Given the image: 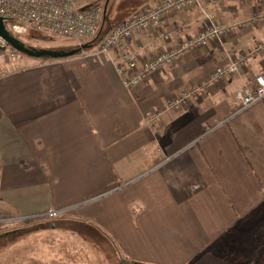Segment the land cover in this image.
I'll return each mask as SVG.
<instances>
[{"label":"crops","instance_id":"obj_1","mask_svg":"<svg viewBox=\"0 0 264 264\" xmlns=\"http://www.w3.org/2000/svg\"><path fill=\"white\" fill-rule=\"evenodd\" d=\"M158 1L123 0L119 9L129 15ZM202 8L228 26L264 2L206 0ZM209 23L203 9L192 8L128 44L151 57ZM259 44L264 24L247 26L185 52L139 87L118 73L119 53L90 49L55 61L0 51V219L74 207L55 219L71 229L45 220L48 232L75 235L93 249L77 228L96 233L111 247L96 249L107 262L264 264V100L238 112L237 99L264 76V48L248 55ZM234 58L242 60L237 73L188 108L149 121ZM54 249L66 255L62 245Z\"/></svg>","mask_w":264,"mask_h":264},{"label":"built area","instance_id":"obj_2","mask_svg":"<svg viewBox=\"0 0 264 264\" xmlns=\"http://www.w3.org/2000/svg\"><path fill=\"white\" fill-rule=\"evenodd\" d=\"M79 1L81 0H0V18L4 19L6 29L15 37H22L29 30H35L79 44L89 43L96 40L101 32L104 6L97 5L95 0H82L85 5L80 7ZM204 1L206 0H159L153 6H145L124 22L113 25L98 44L97 51L104 55L119 53L118 73L124 77L128 87H139L147 82L153 73L166 66L174 65L185 52L205 48L214 41H222L225 36L234 34L247 26L264 24V9H262L243 22L221 26L215 22L212 13L202 8ZM261 1L264 2V0ZM196 7L203 9L210 23L194 36L185 37L175 47L151 57L145 56L142 47L134 49L129 46L128 41L135 35L143 34L151 29L160 30L169 17ZM162 37L170 40V36L165 33ZM7 48H9L8 43L0 37V51L5 52ZM263 48L264 45L259 44L253 53L248 55L251 56ZM11 51L12 57L20 55L13 49ZM241 65L242 60L234 58L228 65L216 68L207 81L193 91H184L174 97L168 102L163 112L153 114L149 121L155 123L165 111L188 108L194 97H202L210 85L234 75ZM255 82L256 86L253 90L237 94L241 104L238 112L246 111L264 100V76L256 77ZM73 208L52 209L31 219H0V225L68 217Z\"/></svg>","mask_w":264,"mask_h":264},{"label":"rangeland","instance_id":"obj_3","mask_svg":"<svg viewBox=\"0 0 264 264\" xmlns=\"http://www.w3.org/2000/svg\"><path fill=\"white\" fill-rule=\"evenodd\" d=\"M95 1L97 2V5L105 7L108 0ZM122 1L123 0H109V24H119L124 18H126V11L119 9L121 7ZM78 5L83 7L85 3L81 0L78 2ZM110 9L114 10V13H112ZM18 38L27 46L36 49L69 50L72 47L78 48L79 44H76V42L72 40L52 37L46 32L41 33L35 30H29L28 33ZM11 50L12 49L10 47L5 49L4 56H6V58L8 57L9 59H18L21 57L20 53L18 57H12ZM91 50H97V46L93 47ZM260 212H262V208H260ZM260 212L256 211L253 213L254 217L260 215ZM55 221H58V228L71 229L69 223L59 220ZM23 223H13L7 226L0 225V235L4 236L9 234L8 237L6 236L0 239V264H27L28 261L29 264H65L64 261L69 260H78V264L120 263L118 260L116 262H107L106 259L109 256L108 254L102 256L100 253L96 252V249L98 251H109L111 250V247L104 238L100 237L94 232L92 233L91 231L86 230V228H77V230L83 234V237L92 239L94 241V249L75 235L60 233L53 234L48 232L51 229V225L48 224V222L44 219L38 220V222L33 224H29V227L27 225H22ZM59 244L63 246L66 255H59L57 253L59 250L54 249V247H57Z\"/></svg>","mask_w":264,"mask_h":264},{"label":"water","instance_id":"obj_4","mask_svg":"<svg viewBox=\"0 0 264 264\" xmlns=\"http://www.w3.org/2000/svg\"><path fill=\"white\" fill-rule=\"evenodd\" d=\"M108 4L109 0L107 1L104 7V22L102 25L101 32L96 40L103 39V28L107 19V12H108ZM85 10V9H83ZM0 37H2L9 45V47L16 52L20 53L29 58L37 59V60H64L76 55L81 54L86 50H90L95 46V41H91L89 43H84L80 45L78 48L69 49V50H48V49H36L30 46H27L24 42H22L19 38L12 35L7 29L5 25L4 19L0 18ZM2 236L0 235V238Z\"/></svg>","mask_w":264,"mask_h":264},{"label":"trees","instance_id":"obj_5","mask_svg":"<svg viewBox=\"0 0 264 264\" xmlns=\"http://www.w3.org/2000/svg\"><path fill=\"white\" fill-rule=\"evenodd\" d=\"M112 13H114V10L110 9ZM109 11V10H108ZM136 14V10H134L133 12H131L129 15L126 16V18H124L122 20V22H124L125 20H127L128 18L134 16ZM121 23V22H120ZM113 25L109 24V21H108V12H107V19H106V22H105V26H104V30H103V34L102 36H104L108 31L109 29L112 27ZM101 39V38H100ZM100 39L96 40L95 41V46H98V44L100 43ZM44 220H47V221H52L50 219H44ZM35 222H38V220H35V221H30V222H25L23 223L22 225H29V224H33Z\"/></svg>","mask_w":264,"mask_h":264},{"label":"flooded vegetation","instance_id":"obj_6","mask_svg":"<svg viewBox=\"0 0 264 264\" xmlns=\"http://www.w3.org/2000/svg\"><path fill=\"white\" fill-rule=\"evenodd\" d=\"M8 235H9V234H7V235H4V236H2V235H1L2 237H1L0 239H2L3 237H6V236L8 237Z\"/></svg>","mask_w":264,"mask_h":264}]
</instances>
